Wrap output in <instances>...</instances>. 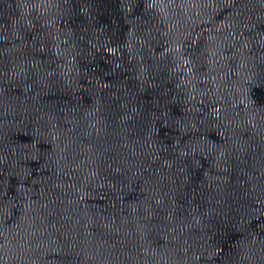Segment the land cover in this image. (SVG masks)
<instances>
[{
  "label": "water",
  "instance_id": "water-1",
  "mask_svg": "<svg viewBox=\"0 0 264 264\" xmlns=\"http://www.w3.org/2000/svg\"><path fill=\"white\" fill-rule=\"evenodd\" d=\"M0 264H264V0H0Z\"/></svg>",
  "mask_w": 264,
  "mask_h": 264
}]
</instances>
